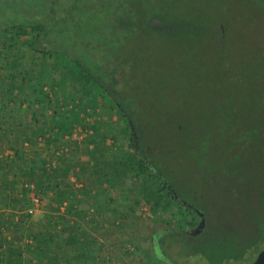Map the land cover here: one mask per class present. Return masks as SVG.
<instances>
[{
	"label": "trees",
	"instance_id": "trees-1",
	"mask_svg": "<svg viewBox=\"0 0 264 264\" xmlns=\"http://www.w3.org/2000/svg\"><path fill=\"white\" fill-rule=\"evenodd\" d=\"M146 38L184 74L162 138L139 99ZM141 200L168 227L132 264L264 248V0H0V264H128L86 217Z\"/></svg>",
	"mask_w": 264,
	"mask_h": 264
},
{
	"label": "rangeland",
	"instance_id": "rangeland-1",
	"mask_svg": "<svg viewBox=\"0 0 264 264\" xmlns=\"http://www.w3.org/2000/svg\"><path fill=\"white\" fill-rule=\"evenodd\" d=\"M143 47L145 54V61H140L141 66L147 65V71H149L150 82L145 84V86L140 90V103L149 108V111L144 113V119L148 122L157 123L160 120H165L166 117L172 115H183V112L178 110L182 108V101L185 98V89L181 81L184 79V74L182 68L178 65V53L175 49H169L168 47H161V44L146 38L140 44ZM143 58V57H141ZM157 69L158 73L164 72L160 77V85H156V81L153 77V71ZM169 72V73H165ZM159 89H162L167 97L172 101V107L169 109L161 105ZM171 103V102H170ZM98 111V109L96 110ZM94 117H99L97 114ZM93 118V117H92ZM160 129L158 126V131L155 132L156 136L162 138L159 133ZM86 131H83L80 126H77L73 132V138L79 141L86 136ZM70 180L77 184V187L81 184L76 181V175L73 173ZM34 193V192H33ZM117 192H114V196H117ZM43 197V196H42ZM117 199L111 201L112 207L117 206ZM46 201V199H45ZM41 204L35 216H40L41 214ZM91 212L87 215V220H92L93 225L96 227L91 229L94 234L98 237L106 236L108 237L109 248L113 252H121L126 256V262L132 264L130 261V255L136 252L137 245L150 246L153 242L154 236L167 231V216L164 214H153L150 205L141 200L138 204L131 205L125 211L127 213L122 214L124 219H113L112 212L107 211L101 214L97 209L93 208ZM112 244V247H110ZM128 258V260H127ZM178 264H209L201 256H177L175 257Z\"/></svg>",
	"mask_w": 264,
	"mask_h": 264
},
{
	"label": "built area",
	"instance_id": "built-area-1",
	"mask_svg": "<svg viewBox=\"0 0 264 264\" xmlns=\"http://www.w3.org/2000/svg\"><path fill=\"white\" fill-rule=\"evenodd\" d=\"M31 187L34 188V185H31ZM33 206L32 208L30 209V212L31 213H37V211L39 210V207H40V197L38 195H36L35 193H33Z\"/></svg>",
	"mask_w": 264,
	"mask_h": 264
},
{
	"label": "water",
	"instance_id": "water-1",
	"mask_svg": "<svg viewBox=\"0 0 264 264\" xmlns=\"http://www.w3.org/2000/svg\"><path fill=\"white\" fill-rule=\"evenodd\" d=\"M251 264H264V248L258 253L257 257Z\"/></svg>",
	"mask_w": 264,
	"mask_h": 264
}]
</instances>
